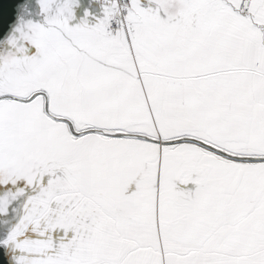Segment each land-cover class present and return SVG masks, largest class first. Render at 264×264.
Segmentation results:
<instances>
[{
    "label": "snow or ice",
    "instance_id": "1",
    "mask_svg": "<svg viewBox=\"0 0 264 264\" xmlns=\"http://www.w3.org/2000/svg\"><path fill=\"white\" fill-rule=\"evenodd\" d=\"M0 264H264V0H0Z\"/></svg>",
    "mask_w": 264,
    "mask_h": 264
}]
</instances>
